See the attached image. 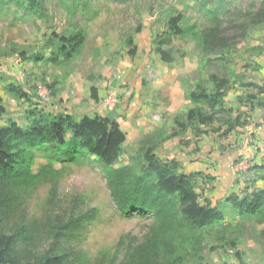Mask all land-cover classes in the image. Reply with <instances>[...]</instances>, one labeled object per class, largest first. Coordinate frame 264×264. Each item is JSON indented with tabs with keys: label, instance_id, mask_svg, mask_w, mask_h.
Instances as JSON below:
<instances>
[{
	"label": "rangeland",
	"instance_id": "1",
	"mask_svg": "<svg viewBox=\"0 0 264 264\" xmlns=\"http://www.w3.org/2000/svg\"><path fill=\"white\" fill-rule=\"evenodd\" d=\"M42 1L44 17L0 6V126L29 127L33 114L101 115L127 133L115 167L139 172L149 147L163 161L177 158L182 172L185 159L210 160L197 191L203 205L219 204L225 220L191 231L184 264H264V208L241 212L226 201L252 200L264 189V170L254 169L264 166V0ZM176 17L183 34L168 41ZM75 29L86 36L79 53L49 60L48 38ZM37 54L45 59L33 60ZM214 75L229 85L224 106L211 109L190 94L213 92ZM251 82L257 87L245 85ZM192 109L211 122L189 120ZM238 116L243 125L227 135ZM32 155L40 174L34 185L0 186V196H12L0 234L27 229L18 252L26 261L59 246L85 264H124L147 239L151 214L118 208L96 155L45 148Z\"/></svg>",
	"mask_w": 264,
	"mask_h": 264
},
{
	"label": "trees",
	"instance_id": "2",
	"mask_svg": "<svg viewBox=\"0 0 264 264\" xmlns=\"http://www.w3.org/2000/svg\"><path fill=\"white\" fill-rule=\"evenodd\" d=\"M10 4L30 14L41 17L46 15L42 0H0V6ZM180 20L181 17L171 20V32L166 36L168 41L173 36H182ZM85 39L81 29L54 32L47 41L48 46L54 50L49 60L74 57L81 50ZM159 52L164 60H171L170 52L161 48ZM44 59V54L33 57L35 61ZM213 82L216 86L213 92L202 89L192 92L190 97L205 101L211 109L222 108L229 81L214 75ZM245 85L257 87L253 82ZM93 96L98 98L94 90ZM194 118L205 124L211 122L202 112L192 109L188 119ZM227 124L226 134L229 135L243 122L238 116L234 122L228 121ZM126 141L127 133L122 130L120 123L107 116L85 115L77 119L63 112L38 116L33 114L29 127L10 121L0 126V186L27 187L35 184L40 174L32 170V151L37 148L64 151L69 156L84 152L96 155L106 168L107 181L118 208L125 213L141 210L154 218L147 239L128 250L124 264H184L186 242L191 231L223 223L224 212L219 204L214 206L209 202L203 205L200 202L197 179L202 173L182 172L177 158L163 161L152 147L144 151V165L139 172L131 166L115 167ZM254 169L264 170V166L257 165ZM226 201L241 212H257L264 208V189L256 192L252 200L235 194ZM11 202L12 196L8 193L0 196V214L10 208ZM91 212L94 211L85 213L81 218L90 216ZM75 223L73 225L77 226ZM28 239L29 233L23 226L11 233H1L0 264H85V259H75L59 246L37 254L33 261H26L18 252L19 246L27 243Z\"/></svg>",
	"mask_w": 264,
	"mask_h": 264
},
{
	"label": "crops",
	"instance_id": "3",
	"mask_svg": "<svg viewBox=\"0 0 264 264\" xmlns=\"http://www.w3.org/2000/svg\"><path fill=\"white\" fill-rule=\"evenodd\" d=\"M195 158H197L196 161H190L188 159L184 160V162L182 164L185 166V168L183 170L184 173L189 174L191 172H205V171H207V168L210 166V164H208V162H211V161L210 160H204V158L199 157V156H195ZM207 172H209V171H207Z\"/></svg>",
	"mask_w": 264,
	"mask_h": 264
},
{
	"label": "built area",
	"instance_id": "4",
	"mask_svg": "<svg viewBox=\"0 0 264 264\" xmlns=\"http://www.w3.org/2000/svg\"><path fill=\"white\" fill-rule=\"evenodd\" d=\"M116 102H117V99H116V97H110L109 99H108V103L111 105V106H114L115 104H116Z\"/></svg>",
	"mask_w": 264,
	"mask_h": 264
}]
</instances>
